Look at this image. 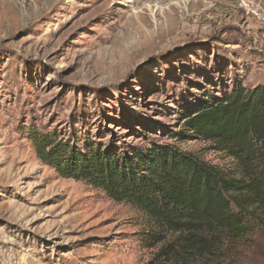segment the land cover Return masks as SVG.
I'll return each instance as SVG.
<instances>
[{
  "label": "rangeland",
  "instance_id": "rangeland-1",
  "mask_svg": "<svg viewBox=\"0 0 264 264\" xmlns=\"http://www.w3.org/2000/svg\"><path fill=\"white\" fill-rule=\"evenodd\" d=\"M261 30L239 0H0V264H165L155 253L171 232L59 176L27 134L112 149L170 143L237 175L213 141L173 133L204 94L264 85ZM226 258L264 264V236Z\"/></svg>",
  "mask_w": 264,
  "mask_h": 264
},
{
  "label": "trees",
  "instance_id": "trees-1",
  "mask_svg": "<svg viewBox=\"0 0 264 264\" xmlns=\"http://www.w3.org/2000/svg\"><path fill=\"white\" fill-rule=\"evenodd\" d=\"M180 139L201 138L232 157L238 174L170 143L112 149L85 147L55 131L30 129L36 157L61 177L128 201L173 237L156 251L165 264H227V252L256 234L264 236V85L234 81L220 95L204 94L181 111ZM165 236L153 233L154 242Z\"/></svg>",
  "mask_w": 264,
  "mask_h": 264
},
{
  "label": "built area",
  "instance_id": "built-area-1",
  "mask_svg": "<svg viewBox=\"0 0 264 264\" xmlns=\"http://www.w3.org/2000/svg\"><path fill=\"white\" fill-rule=\"evenodd\" d=\"M227 1V0H218ZM239 5L243 7L248 15H251L261 23L262 36L264 37V10L261 9L257 4L252 3L249 0H239Z\"/></svg>",
  "mask_w": 264,
  "mask_h": 264
}]
</instances>
